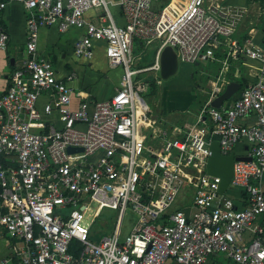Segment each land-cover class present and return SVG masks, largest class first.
Here are the masks:
<instances>
[{
    "label": "built area",
    "instance_id": "1",
    "mask_svg": "<svg viewBox=\"0 0 264 264\" xmlns=\"http://www.w3.org/2000/svg\"><path fill=\"white\" fill-rule=\"evenodd\" d=\"M12 2L27 13L28 56L0 95V225L20 264H264V69L226 107H211L223 92L212 89L196 124L167 140L160 153L147 151L137 128L138 112L150 113L143 96L148 84L140 76L160 77L168 46L179 64L211 61L235 33V17L207 7L206 0H187L166 17L160 0H0V16ZM95 9L102 11L99 22L87 21ZM51 26L61 33L84 30L74 47L78 58L92 57L94 41L105 43L109 66L123 70L111 99L92 107L82 99L73 107V89L37 53L40 29ZM9 40L0 24L1 50ZM136 41L144 43L141 56L156 45L146 67H138ZM236 47L264 66L263 50ZM45 93L44 114L56 112L60 127L43 121L37 103ZM248 117L256 121L239 123ZM214 141L222 155L236 156L244 143L241 157L251 158L234 163L228 190L238 189L236 200L225 197L228 190L220 193L221 178L207 173ZM69 147L84 152L70 154ZM182 162L199 168L196 182L180 175ZM184 185L191 186L190 198L175 207ZM103 209L117 217L112 231L94 241ZM128 212L135 220L124 233ZM73 240L82 245L78 256L70 252Z\"/></svg>",
    "mask_w": 264,
    "mask_h": 264
},
{
    "label": "crops",
    "instance_id": "2",
    "mask_svg": "<svg viewBox=\"0 0 264 264\" xmlns=\"http://www.w3.org/2000/svg\"><path fill=\"white\" fill-rule=\"evenodd\" d=\"M186 2L187 0H168L165 7L167 6V9L171 6L180 10ZM206 6L224 14L229 13L237 21L235 33L221 41L218 49L215 50L214 58L208 62L209 66L203 69L205 74L213 77L212 79L215 78V81L210 78L209 87L211 90L214 88L224 90L231 82L243 84L244 87L255 83L264 66L259 61L238 52L236 46L252 44L264 51V28L261 20L264 0H206ZM174 13L175 11H172V14ZM100 15H102V11L95 9L88 12L85 19L97 23ZM115 17L119 25L125 24L118 8ZM0 23L8 32L10 39L7 51L0 49L1 95L6 92L11 75L23 66L28 56L26 50L27 13L24 7L16 2L9 3L0 16ZM83 34L84 30L78 28H71L65 33H61L57 26L45 27L40 29L37 43L38 55L47 59L54 67L57 77L67 81L73 89L75 93L73 107H77L82 99H87L91 107L96 102L111 99L121 86L123 77L122 68L109 66L106 45L103 41L93 42L91 58H78L75 55V43L82 38ZM155 47L156 45L153 48L154 55ZM159 86L161 88L163 84ZM145 93H148V88ZM166 94L169 96L167 107H163L162 96L159 93L160 98L156 104L158 110L151 111L149 106V115L138 118V131L144 136L145 148L152 153L162 152L167 140L179 138L183 132L195 125L201 109L206 105L201 109L190 111L189 103L193 99L192 97L187 99L189 93L175 91L172 95ZM162 95H164V90ZM49 100L48 94H42L37 107L43 115L44 123H52L60 127L59 115L56 112L49 116L44 114V107ZM232 100L226 102L224 106L230 105ZM205 102L207 101L205 100ZM142 121L144 123L141 126L140 122ZM255 121V117H248L240 120L239 123L246 125ZM149 141L154 142L153 146L149 144ZM245 151L244 143L236 148L238 155L243 156ZM186 187L187 185H184L185 191ZM186 193L191 195L192 189L189 191L187 189L184 195ZM0 264H20L13 255L10 240L1 225Z\"/></svg>",
    "mask_w": 264,
    "mask_h": 264
},
{
    "label": "rangeland",
    "instance_id": "3",
    "mask_svg": "<svg viewBox=\"0 0 264 264\" xmlns=\"http://www.w3.org/2000/svg\"><path fill=\"white\" fill-rule=\"evenodd\" d=\"M109 1L114 3L117 0H109ZM167 1L160 0L159 4L161 6H164ZM111 8L113 9L114 13L117 14V7L114 4L111 6ZM172 11H173V8L171 6L168 7L165 10L166 12L165 17L168 13L172 14ZM154 45L155 43L150 45L149 48L146 49V52L141 56L140 49L143 47H139V41L135 42L134 55L141 56L137 60L138 67H146L152 62L153 57H154V49H153ZM206 66H209V63L204 62V61L200 62L198 65L180 64L179 73L176 76L170 78L169 80H163L161 77H156L157 75L151 72L143 73L140 76V79L147 82L148 84V93H144L143 96L146 102L151 107V111L158 110L156 107V104L158 103L159 98H160L159 93L162 96L161 98L163 100V107H167L169 96L166 93L172 95L173 92L175 91H180V92H185V93L190 94V95L185 94V95H188L187 99H189L190 97H192L193 99L192 102L189 103L190 111H193L194 109L196 110L197 108L201 109L206 104L205 100L208 101L209 97L211 96L210 95L211 88L209 87V80L210 78L212 79L213 77H210L203 72V69ZM191 67H192V70H191ZM212 80L215 81V78ZM162 84L163 86H161L160 88L159 85H162ZM163 90H164V95H162ZM149 144L153 146L154 142L149 141ZM190 173L192 174V178H193L194 177L193 171L189 170V174ZM187 189L188 191L191 190V186L187 185L186 191ZM186 191L184 190V193ZM184 193L175 202L174 204L175 207H178L179 205H183L190 198V195H188V193H186L185 195ZM225 197H228L234 200L238 199L239 197L238 189L231 187L227 191ZM96 208L97 206L94 207L92 213L96 211ZM116 214L117 213H114L113 211L109 209H103L99 212V216H100L99 224L94 225L92 228V239L94 241H98L100 238H102L105 235V233L112 231V224L114 223L115 218L117 217ZM134 220H135L134 214H132L131 212H128L126 215V219H125L124 233H126L127 229L130 228V226L134 223Z\"/></svg>",
    "mask_w": 264,
    "mask_h": 264
},
{
    "label": "water",
    "instance_id": "4",
    "mask_svg": "<svg viewBox=\"0 0 264 264\" xmlns=\"http://www.w3.org/2000/svg\"><path fill=\"white\" fill-rule=\"evenodd\" d=\"M264 28V6L261 17ZM14 62V61H13ZM180 64L177 55L171 46L166 47L161 54V72L160 77L163 80H169L179 73ZM242 85L237 82L229 83L225 90L211 102V107L220 109L226 102L231 101L236 95L240 93ZM83 148L69 147L68 153H81ZM235 161H251L249 157L236 156L235 153L230 155H222L220 143L214 141L210 145V155L207 160L206 170L210 176L221 178L220 193L224 194L231 183L234 174Z\"/></svg>",
    "mask_w": 264,
    "mask_h": 264
},
{
    "label": "bare ground",
    "instance_id": "5",
    "mask_svg": "<svg viewBox=\"0 0 264 264\" xmlns=\"http://www.w3.org/2000/svg\"><path fill=\"white\" fill-rule=\"evenodd\" d=\"M142 112H138V118L141 117ZM141 126L143 125L142 123H144V121L140 122ZM137 128H138V120H137ZM139 137L142 139L144 136L141 135L138 131ZM189 170L193 171V178H192V174H189ZM179 173L182 177H184L185 179H187L188 181L191 182H196L197 178L199 176V173H201V171L199 170V168L197 166H193V165H189L188 163L182 162L180 169H179ZM191 175V176H190Z\"/></svg>",
    "mask_w": 264,
    "mask_h": 264
},
{
    "label": "trees",
    "instance_id": "6",
    "mask_svg": "<svg viewBox=\"0 0 264 264\" xmlns=\"http://www.w3.org/2000/svg\"><path fill=\"white\" fill-rule=\"evenodd\" d=\"M166 4H167V3H166ZM164 6H165V5H164ZM0 24H1V23H0ZM2 27H3V26H2ZM3 28H4V27H3ZM4 29H5V28H4ZM139 47H143V48L140 49L141 51H143L144 48H145L144 43L141 42V41H139ZM242 87H244L243 84H242ZM100 239H101V238H100ZM100 239H99V240H100ZM81 250H82V245L80 244V242L77 241V240H73V241H72L71 248H70V252H71L74 256H78V255L80 254Z\"/></svg>",
    "mask_w": 264,
    "mask_h": 264
}]
</instances>
